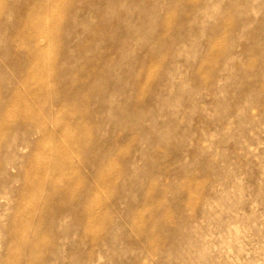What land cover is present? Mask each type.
<instances>
[{"label":"rangeland","instance_id":"1","mask_svg":"<svg viewBox=\"0 0 264 264\" xmlns=\"http://www.w3.org/2000/svg\"><path fill=\"white\" fill-rule=\"evenodd\" d=\"M95 1L0 35V264H264V0Z\"/></svg>","mask_w":264,"mask_h":264},{"label":"bare ground","instance_id":"2","mask_svg":"<svg viewBox=\"0 0 264 264\" xmlns=\"http://www.w3.org/2000/svg\"><path fill=\"white\" fill-rule=\"evenodd\" d=\"M110 1L112 2V0ZM52 2L53 0L49 2L46 0H0V35L5 34V31L7 30V28L9 29L10 27H14L16 25L17 27L12 37V43L13 42L15 43L14 41L15 39H20L24 43L31 42L29 44L30 47L28 51V54H29L28 57H31V59L33 60L39 56H42V55L45 56V53L47 52V47L39 43L40 38L43 36V34L42 32H40L38 25L43 20L41 10L43 8L47 9L51 5ZM97 3H98V0L92 3L86 2L82 7H84V9L95 8V14L98 16V18L104 19L105 12L103 11L101 5L97 6ZM70 25H71L70 29H73L76 27L77 24L75 25V23H71ZM123 42H125V40H123ZM107 50L110 52L111 48H107ZM71 56L73 57V54L70 51H68L64 55V57H66L67 59L69 57L71 58ZM102 59H104V57ZM44 70L45 68L41 67V71H44ZM17 95H19L18 91L15 93V97ZM2 97L4 98V100L0 103V118L6 119L8 115H11V112H8V111L3 112V109H2L3 105L5 104L4 101L8 99V93H6V90L2 92ZM57 111H58V114H61L63 110L57 109ZM77 119H78V124H80L79 126L80 128L78 127V130L70 133V139L72 140V146L69 149L68 148L62 149L61 153L64 156H68L70 153H73V150H75L77 146H79L80 144V140H81L80 138L86 137L91 133V130L87 123L88 121L86 120L85 117H83V114L80 116V118H77ZM2 128H3V125L0 126V131ZM9 164H13V163L9 162ZM64 190L65 189H62L61 191H64ZM5 196H6V192L0 191V227L7 225V226L12 227V229L20 232L22 229V225H20L21 220H18V224L20 226L16 224L15 222H10V218L8 221L2 220L3 216L5 215V212L3 211L5 203L1 199L4 198ZM84 196L87 199L90 196V190H86ZM73 197H74V192L72 193L70 198L66 196L64 198L66 199L67 202H70ZM60 201H63V200L62 199L58 200L59 205L56 207V210L52 214H49V212L44 209H46L47 207L50 208L51 205L54 204V202H49V200L47 199V200H44L40 205L38 204L37 210L39 211L38 212L39 218L36 224L37 226H40L41 228L44 229L45 225L48 222L50 221H52V223L60 222L64 219V217H67L70 215L74 217L77 222H81L84 219L85 216L79 210V208L73 205L66 206V204L65 206H61ZM79 204L81 205V202H79ZM74 205H77V204L74 203ZM31 224H33V221ZM51 231L53 232V230ZM29 242L36 243V244H42V245L45 244L44 239L38 236L30 239ZM12 243H15V245H19L24 242L22 239H17V240H14V242Z\"/></svg>","mask_w":264,"mask_h":264}]
</instances>
